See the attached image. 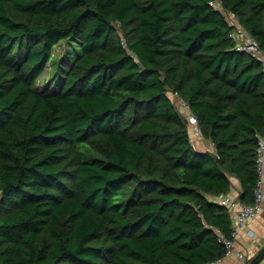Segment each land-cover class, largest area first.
<instances>
[{"label": "trees", "instance_id": "trees-1", "mask_svg": "<svg viewBox=\"0 0 264 264\" xmlns=\"http://www.w3.org/2000/svg\"><path fill=\"white\" fill-rule=\"evenodd\" d=\"M227 11L264 53V0H0V264L225 256L211 195L235 175L254 202L264 134V61Z\"/></svg>", "mask_w": 264, "mask_h": 264}, {"label": "built area", "instance_id": "built-area-1", "mask_svg": "<svg viewBox=\"0 0 264 264\" xmlns=\"http://www.w3.org/2000/svg\"><path fill=\"white\" fill-rule=\"evenodd\" d=\"M211 4L214 1L210 2ZM228 15V20L234 24L233 30L230 32V36L233 37L236 41V48L239 50L250 51L258 59L264 61V53L261 51L258 41L245 29L239 22L238 17L232 12H226ZM185 104V103H184ZM188 108V106L185 104ZM189 109V108H188ZM189 121L193 125L194 135L201 136V131L198 126L197 118L195 114L189 111L188 113ZM256 168H257V183L255 187V199L252 203L244 202L240 197L231 196L228 192H221L216 195H211V198L217 201L220 204L227 206L231 212L232 219V229L231 235L227 236L220 232L219 229H216L219 234L218 239L225 245L226 252L225 254H235L239 259H242L246 262V256L244 252L237 250L235 246V241L241 231L247 223L254 219L259 211L261 210L262 201L264 199L263 191V177H264V134L259 135V141L257 145V155H256ZM248 233L253 237L254 233L251 230H248ZM204 264H224L222 258L207 262ZM245 264V263H243Z\"/></svg>", "mask_w": 264, "mask_h": 264}, {"label": "crops", "instance_id": "crops-1", "mask_svg": "<svg viewBox=\"0 0 264 264\" xmlns=\"http://www.w3.org/2000/svg\"><path fill=\"white\" fill-rule=\"evenodd\" d=\"M195 146L198 150H213L214 146L210 140L204 139L202 136H197L194 139ZM232 186L228 193L231 196H238L241 198L242 183L235 175L231 176ZM263 191H264V177H263ZM251 230L254 235L253 237L248 233ZM235 246L237 250L244 252L246 256V262L253 257L263 246H264V199L262 201L261 210L257 216L250 220L247 225L241 229L236 241ZM224 264H243L246 263L244 260L239 259L235 254H228L222 257ZM258 264H264V259Z\"/></svg>", "mask_w": 264, "mask_h": 264}, {"label": "rangeland", "instance_id": "rangeland-1", "mask_svg": "<svg viewBox=\"0 0 264 264\" xmlns=\"http://www.w3.org/2000/svg\"><path fill=\"white\" fill-rule=\"evenodd\" d=\"M61 46L57 45L55 46V53L60 52ZM50 66L49 68L44 72L43 76L41 77V79L43 77H46L47 74H49L50 72ZM38 85V84H37ZM168 94L170 95V97H172V99L175 101L176 105L178 106V108L180 109V111L186 115L189 113V109L185 106L184 102L182 101V98H180L176 93H172V92H168ZM193 130V128H192ZM192 137H196V135H194L193 131L191 132Z\"/></svg>", "mask_w": 264, "mask_h": 264}, {"label": "water", "instance_id": "water-1", "mask_svg": "<svg viewBox=\"0 0 264 264\" xmlns=\"http://www.w3.org/2000/svg\"><path fill=\"white\" fill-rule=\"evenodd\" d=\"M264 259V246L245 264H258Z\"/></svg>", "mask_w": 264, "mask_h": 264}]
</instances>
